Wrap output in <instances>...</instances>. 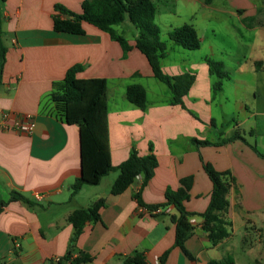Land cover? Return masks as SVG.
Listing matches in <instances>:
<instances>
[{"label": "crops", "instance_id": "crops-1", "mask_svg": "<svg viewBox=\"0 0 264 264\" xmlns=\"http://www.w3.org/2000/svg\"><path fill=\"white\" fill-rule=\"evenodd\" d=\"M82 2L0 0L6 50L0 112L9 115L0 123V202L7 203L0 206V264H48L62 258L74 233L69 216L99 199L105 201L100 219L85 223L71 250L72 258L90 257L84 264H122L135 253H143L148 264H159L165 252L164 264L228 259L233 264H264V158L248 145L264 153L259 148L264 135V0H153L154 22L167 47L160 60L162 71L195 75L183 97L184 108L174 105L168 87L154 78L147 59L135 48L136 31L130 24L115 27L132 47L126 55L107 33L88 23L82 24L83 35L53 30L55 4L79 14ZM184 24L196 30L199 49L186 51L168 39V32ZM226 39L245 52L226 53ZM207 59L220 62L226 74L217 94L212 92L216 77L209 74ZM74 65L83 66L79 79L106 80L112 166L117 168L132 149L146 156L152 147L157 167L141 192L145 206L162 204L167 190L176 191L182 178L192 177L184 202L192 213V229L183 242L190 257L175 245V208L150 211L134 199L142 175L119 195L110 193L118 176L111 171L98 185H84L71 196L70 186L81 175L79 129L65 122L53 96ZM130 85L145 89L144 110L127 100ZM26 115L35 124L30 135L11 129ZM234 133L248 144L225 142ZM192 139L216 144L195 145ZM205 163L232 178L228 208L221 215L231 222L230 235L214 246L200 216L212 191ZM12 192L25 200L9 203Z\"/></svg>", "mask_w": 264, "mask_h": 264}, {"label": "trees", "instance_id": "trees-1", "mask_svg": "<svg viewBox=\"0 0 264 264\" xmlns=\"http://www.w3.org/2000/svg\"><path fill=\"white\" fill-rule=\"evenodd\" d=\"M82 12L77 14L67 10L60 4H55L54 11L58 14L53 19V30L58 33L72 35H83V23H88L100 31L107 33L110 38L117 42L124 55L131 46L123 33L115 30L116 26L128 23L136 31L135 48L140 51L148 61L155 79L168 87L172 93V103L184 108L183 97L186 96L194 83L193 73H184L176 76L165 74L160 66V60L166 52V43L161 40L160 29L154 22L156 5L153 0H83ZM61 16H64L62 18ZM168 39L175 45L194 51L199 49L200 40L192 25L184 24L168 32ZM5 48L1 42L0 31V72L5 57ZM210 75L216 80L212 86L213 94H217L222 87V80L226 77L220 62L211 59L206 60ZM83 70L82 65L70 67L65 74L63 88L55 93L53 101L61 110L62 117L68 125H76L79 129V150L81 175L70 186L73 197L84 185L96 186L101 179L111 171H118L110 193L119 195L123 193L138 175L143 176L139 190L134 194V199L140 206H145L141 201V192L147 182L154 174L157 167V159L152 153L140 156L132 149L128 158L117 168H114L110 159L109 132L107 123V85L105 79H79L77 74ZM127 100L136 107L144 110L146 107V92L140 85H130L126 89ZM252 135V132H250ZM240 140L248 144L238 133H234L225 142ZM195 145H215L216 143L207 140L192 139ZM250 148L264 158V153H259L254 145L248 144ZM204 170L212 183L210 201L204 213L202 229L206 232L211 245H217L224 238L230 235L231 222L224 220L221 215L228 208L227 193L232 183L229 173L217 172L210 164H204ZM192 186V177L182 178L180 187L176 191L167 190L165 201L162 204L145 206L150 211L167 206H173L178 213L174 218L175 222V245L183 249V242L190 233L192 226L188 222L189 213L184 202L189 199V191ZM25 200L16 192L10 194V202ZM104 199H99L92 206L75 210L68 218L74 228L71 244L66 254L57 260H50L48 264H84L90 257L82 255L77 258L71 257V250L74 242L81 235L85 223L98 221L99 210L104 206ZM0 202V206L6 205ZM184 253L190 257L188 252ZM169 252H165L159 264H164ZM122 264H148L143 253H135L125 258ZM207 264H233L231 260H210ZM258 264V263H256Z\"/></svg>", "mask_w": 264, "mask_h": 264}, {"label": "built area", "instance_id": "built-area-1", "mask_svg": "<svg viewBox=\"0 0 264 264\" xmlns=\"http://www.w3.org/2000/svg\"><path fill=\"white\" fill-rule=\"evenodd\" d=\"M8 116L9 115L7 112H0V123H5V121L8 119ZM34 126L35 124L32 117L30 115H26L24 120L17 121L11 126V129L30 135L34 130Z\"/></svg>", "mask_w": 264, "mask_h": 264}, {"label": "rangeland", "instance_id": "rangeland-1", "mask_svg": "<svg viewBox=\"0 0 264 264\" xmlns=\"http://www.w3.org/2000/svg\"><path fill=\"white\" fill-rule=\"evenodd\" d=\"M180 7H181V10L183 9V6L182 5H180ZM259 36H255V38H251V40H253V39H256V38H258ZM227 41H225V40H223V44H224V50H225V52L226 53H230L229 52V50H233V51H235L236 53L238 52V54H243L244 52H245V48H241V47H239V48H236L235 47V45L233 46V43L230 41V40H228V39H226ZM254 41V40H253ZM256 41V40H255ZM229 45H231V46H233L231 49H228V47H229ZM236 49V50H235ZM187 51V50H186ZM162 85V84H161ZM164 85H162V87H163ZM165 88V87H164ZM151 91L152 90H150L149 91V96H151ZM260 100H262V99H260ZM258 106H261V104H259L258 103ZM208 137V136H207ZM246 138H249L248 136L246 137ZM259 140L261 141V143L262 144H258L259 145V148H264V135H261L260 136V138H259ZM259 140H258V142H259ZM238 235H240V233H238ZM238 239L240 240L241 238H240V236H238ZM241 241V240H240Z\"/></svg>", "mask_w": 264, "mask_h": 264}]
</instances>
